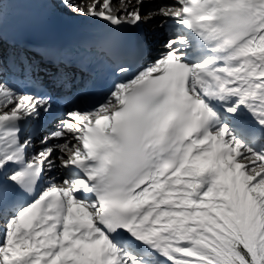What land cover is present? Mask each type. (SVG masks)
<instances>
[{
	"label": "snow or ice",
	"instance_id": "obj_1",
	"mask_svg": "<svg viewBox=\"0 0 264 264\" xmlns=\"http://www.w3.org/2000/svg\"><path fill=\"white\" fill-rule=\"evenodd\" d=\"M145 2L0 0V264H264V0ZM60 6L99 28L20 46Z\"/></svg>",
	"mask_w": 264,
	"mask_h": 264
},
{
	"label": "bare ground",
	"instance_id": "obj_2",
	"mask_svg": "<svg viewBox=\"0 0 264 264\" xmlns=\"http://www.w3.org/2000/svg\"><path fill=\"white\" fill-rule=\"evenodd\" d=\"M150 1H152V2H156V0H150ZM52 2L53 3H55V4H57L58 6L60 5V0H52ZM92 2V0H87V3H91ZM135 2V0H133V3ZM176 2V0H171V3H175ZM22 4H26V5H29L30 7L32 6L33 8H35L36 6L35 5H32V4H28V3H19V4H15V6H19V5H22ZM47 11L48 10H40V13L42 14V15H46V18L49 20V21H52L54 24H61V25H63V26H65V27H67V28H73V29H75L76 27H80L81 25H86V26H89L90 24H98V22H96V21H88V20H81L80 18H75L74 20H69L68 19V17L66 16V15H64V12H65V10L63 9V7L62 6H60V7H58V8H56L55 10H53L52 11V13L50 14V15H47ZM142 12H143V14L145 15V16H147V14H148V11H143V9H142ZM155 19V20H154ZM153 20H151V21H149V22H147V23H145L146 25H147V29L149 30V31H152L151 32V37L153 38V39H156L157 41H158V43H159V36H157L159 33H157L156 34V32H157V29L159 28V24H160V21L161 20H158V19H160V17L159 16H157V17H155ZM158 20V21H157ZM160 30H161V28H160ZM161 32V31H160ZM157 47L158 48H160L159 50H161V51H163V50H165L164 49V45L163 44H161V45H159V44H157ZM158 50V51H159ZM156 53V52H155ZM157 54V53H156ZM155 54V55H156ZM160 54V53H159ZM158 54V55H159ZM59 161H57V163H58Z\"/></svg>",
	"mask_w": 264,
	"mask_h": 264
},
{
	"label": "rangeland",
	"instance_id": "obj_3",
	"mask_svg": "<svg viewBox=\"0 0 264 264\" xmlns=\"http://www.w3.org/2000/svg\"><path fill=\"white\" fill-rule=\"evenodd\" d=\"M160 3H171V0H156V2H152V1H150V0H146V2H145V4H144V6H143V11H148V9L149 8H153V7H157ZM163 18L162 17H160V19H158V20H162ZM155 20V19H154ZM157 20V21H158ZM161 27H159V29H160ZM158 30V29H157ZM161 32H159V34L157 35V36H159V45H161L160 43L162 42V39H163V37H164V35L166 34V31L163 29V28H161V30H160ZM161 36V37H160Z\"/></svg>",
	"mask_w": 264,
	"mask_h": 264
}]
</instances>
